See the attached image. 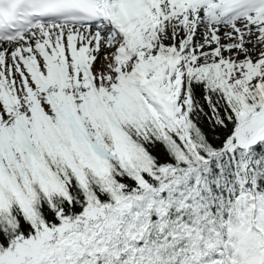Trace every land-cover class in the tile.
Masks as SVG:
<instances>
[{
	"label": "snow or ice",
	"instance_id": "6c2138e0",
	"mask_svg": "<svg viewBox=\"0 0 264 264\" xmlns=\"http://www.w3.org/2000/svg\"><path fill=\"white\" fill-rule=\"evenodd\" d=\"M0 264H264V0H0Z\"/></svg>",
	"mask_w": 264,
	"mask_h": 264
}]
</instances>
